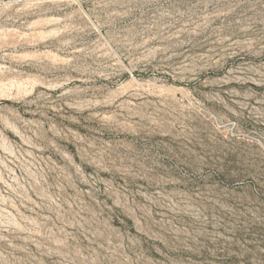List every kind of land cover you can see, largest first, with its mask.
Listing matches in <instances>:
<instances>
[{
    "label": "rangeland",
    "instance_id": "374dc122",
    "mask_svg": "<svg viewBox=\"0 0 264 264\" xmlns=\"http://www.w3.org/2000/svg\"><path fill=\"white\" fill-rule=\"evenodd\" d=\"M20 7L23 46L0 45V264H264V0ZM150 58L188 70L179 105H110L105 69Z\"/></svg>",
    "mask_w": 264,
    "mask_h": 264
},
{
    "label": "bare ground",
    "instance_id": "6f19581e",
    "mask_svg": "<svg viewBox=\"0 0 264 264\" xmlns=\"http://www.w3.org/2000/svg\"><path fill=\"white\" fill-rule=\"evenodd\" d=\"M21 1L22 0H0V45H2V46H7V45H11V44L15 45L16 44V45L20 46L19 49L23 46V44H21L22 43V37H23V34L21 33L22 29L19 28L18 24H20L22 21H28V20L32 19L34 17V15H33V8L20 7ZM153 59L154 58H150L149 60L144 61V63H142L140 65H136V66L129 65L126 62L117 63V64H113L111 66H108V68L105 69L106 70L105 74L101 75L100 79H101V81L106 82V84H107L106 87H107V89H109V93L111 95H113V98H111V99H113V100H111V101H113V103H110V105L121 104L125 107H127V106L140 107L141 106L142 108H144V107H147L148 105L151 106L150 104H152V103L155 104L156 101H158V102L160 101L161 103H163L165 105H169V104H173V105L175 104L176 105L179 103V102L177 103L178 95H180V90H178V89L181 86L177 87L178 89L176 88V86H178V84H183L186 81L187 82L190 81V80L189 81L187 80L188 78L186 79V76L188 74L187 73L188 70L185 69L187 72L182 73L181 76L180 75L178 76L176 74L175 75L172 74V75H174V76H172L169 73L171 71V70H169V68H166V67L162 68L163 65L161 66V68H158V66L156 67L153 64H151L152 63L151 60L153 61ZM191 64H189V66ZM192 66H194V65H192ZM192 68H194V67H192ZM195 68H194V71H195ZM178 70H180V69H178ZM211 71H212V69H211ZM189 73H191V72H189ZM93 85H94V82H93ZM102 89H100V91ZM88 92H91V91H88ZM104 92H105V90H104ZM186 93L188 94V92H186ZM109 98H110V96H109ZM109 102H110V99H109ZM100 104H102V103H100ZM154 104H152V105H154ZM163 104H161V105H163ZM166 109H167V107H166ZM163 110H165V109H163ZM178 110L180 111V109H178Z\"/></svg>",
    "mask_w": 264,
    "mask_h": 264
}]
</instances>
